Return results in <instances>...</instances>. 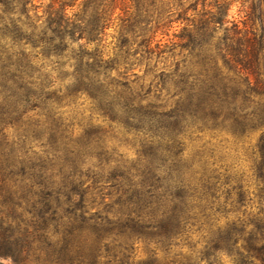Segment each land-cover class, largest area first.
I'll return each mask as SVG.
<instances>
[{"label":"trees","instance_id":"trees-1","mask_svg":"<svg viewBox=\"0 0 264 264\" xmlns=\"http://www.w3.org/2000/svg\"><path fill=\"white\" fill-rule=\"evenodd\" d=\"M263 20L264 0H0V133L41 138L54 104L84 94L132 135L130 159L112 157L105 130L49 139L36 163L0 144V197L38 207L30 239L51 246L49 264H264ZM204 130L260 131L252 188L188 149ZM95 195L107 209L90 215Z\"/></svg>","mask_w":264,"mask_h":264},{"label":"rangeland","instance_id":"rangeland-1","mask_svg":"<svg viewBox=\"0 0 264 264\" xmlns=\"http://www.w3.org/2000/svg\"><path fill=\"white\" fill-rule=\"evenodd\" d=\"M231 18L239 20L242 13L238 11V4L231 5L229 11ZM264 21V20H263ZM257 32H261L259 24L254 26ZM263 43H264V22H263ZM164 61V60H162ZM165 63H167L165 61ZM163 66V64H159ZM138 74H141L139 72ZM65 92V91H64ZM53 114L54 130L45 132L41 138H33V132H22L15 129L12 124H4L0 133V144L5 147L7 144L14 148L16 154L23 156L28 162L36 163L46 157L51 150L47 141L53 139L60 147V141L68 142L73 147L85 140L92 138L91 133L105 130L107 145L113 147L112 157L123 156L130 159L134 156V147L129 144L132 135L122 132L117 125L111 123L107 117H102L94 102L84 94L70 96L54 104ZM44 117V116H43ZM46 118V117H44ZM7 120V119H6ZM5 120V121H6ZM89 135V136H88ZM260 135V131L251 132L245 138L231 136L225 131L193 132L186 139V146L190 150H205L216 161L221 169H230L236 174H244L253 187L252 179L249 176V166L252 162L253 146ZM127 139V142L124 141ZM6 145V146H7ZM109 151V150H108ZM88 156L81 157L84 160V167L97 163L95 150H88ZM63 151L57 153L61 156ZM50 157V156H49ZM62 157L69 158L67 154ZM25 161V162H27ZM105 203L108 198L100 196L88 197V214H100L107 209ZM32 200H23L20 192L14 195L3 193L0 197V264H49L51 261V246L38 245L31 241L30 233L33 232V221L36 219L37 209ZM255 211V207L252 208ZM29 236V237H28ZM144 244L134 243V254L137 259L145 256ZM215 264H233L231 258L220 254Z\"/></svg>","mask_w":264,"mask_h":264}]
</instances>
